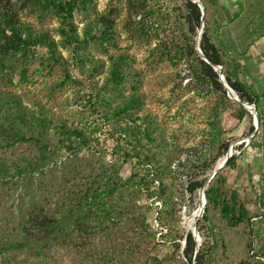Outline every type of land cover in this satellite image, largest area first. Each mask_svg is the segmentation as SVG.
<instances>
[{
  "label": "trees",
  "instance_id": "16d2710c",
  "mask_svg": "<svg viewBox=\"0 0 264 264\" xmlns=\"http://www.w3.org/2000/svg\"><path fill=\"white\" fill-rule=\"evenodd\" d=\"M162 1L111 0L107 12L99 13L98 0H0V264H164L150 252L139 259L143 240L152 248L171 245L184 264H230L224 260L230 259L227 250L234 242L226 233L241 227L245 257L232 264H264V213L251 214L236 190L228 193L221 172L207 186L197 255L192 232L180 224L183 204L189 197L190 211L197 209L200 190L231 148L234 139L221 127L225 113L238 124L253 116L228 97L219 72L198 55L199 6L179 0L171 14L162 12L154 20ZM200 1L205 21L225 9L220 0ZM122 5L127 17L119 28ZM236 7L231 17L221 16V25L243 27L244 54L249 43L264 38V0H238ZM78 14L90 15L81 32ZM165 19L172 20L179 37L149 48L146 67L182 63L180 83L172 92H183L187 80L190 93L212 101L211 132L201 145L189 148L156 120L143 89L148 68L137 65L132 45L121 44L123 33L150 44ZM48 20L58 23L59 41L45 25ZM200 46L210 62L222 67L239 98L256 106L261 135L264 88L243 81L247 65L221 38L213 39L206 22ZM93 47L106 60H98ZM57 71L61 75L55 79ZM72 85L102 121L94 131L75 124V114L58 110L59 90ZM86 85L90 92L83 96ZM104 131L117 141L112 161L130 166L128 178L116 164L106 167L105 159L93 154ZM254 132L253 119L247 135ZM237 162L234 155L226 168L235 169ZM140 198L149 205L141 206ZM260 198L264 211V191ZM153 211L157 229L150 223Z\"/></svg>",
  "mask_w": 264,
  "mask_h": 264
},
{
  "label": "rangeland",
  "instance_id": "374dc122",
  "mask_svg": "<svg viewBox=\"0 0 264 264\" xmlns=\"http://www.w3.org/2000/svg\"><path fill=\"white\" fill-rule=\"evenodd\" d=\"M111 0H98V12L105 13L108 10V6ZM179 2V0H163L160 4L162 11H158L155 19L160 18L159 16L162 12L171 14L173 7ZM223 2V1H222ZM254 2H259V0H254ZM181 4V3H180ZM228 4V2L221 3V6ZM229 5V4H228ZM233 5L236 4L234 3ZM221 9V7H220ZM228 7L218 11V14L213 13L215 19L212 16L205 22L210 24L213 28V39L216 42H219L221 38L225 44L230 46V51H234V56H239L241 58V63L247 65V69L242 70L241 78L249 86H256L260 90L264 88V38L260 39L253 43H249L248 53H242L247 47V39L243 36L242 32L244 29L240 26H231V25H221L222 22L225 23V18L221 16L228 15L231 17L234 12L237 11V7L233 11L228 10ZM122 16L119 19V28L122 27L124 23V18H126V13L124 5H122ZM90 15H79L76 17V24L78 25L80 32L89 20ZM33 22V20H32ZM172 20L165 19L162 23V28L159 30V37L154 38L152 42L144 43L143 41H132L129 40L125 34H122L121 44L123 47L131 46V52L134 53L137 60V65L146 67L147 66V56L149 48L155 47V45L160 41L172 42L179 37V32L176 27L171 25ZM218 22V25H217ZM47 28L51 31V34L55 37L57 41L60 38L56 34V28L58 23L53 20H48L45 24ZM221 25V26H219ZM122 30V29H120ZM126 37V39H124ZM178 40V39H177ZM95 53V57L98 60H106L104 54L99 53L94 47L92 49ZM41 55H46V50H39ZM66 58H69V53L61 50ZM156 67H146L149 71L148 79L144 84V91L148 98V106L151 108V112L156 116V120L161 124H166L170 133H175L179 138V143L181 146L189 148L195 145H201L203 141L206 140L208 134H210L211 129L208 123V115L212 107V101L209 98L198 97L195 93H190L189 89L186 88L187 80L184 81L183 87L185 90L183 92L175 91L172 92L175 85L180 83L178 74L181 70L184 69V65L181 63L178 66H174L171 62L166 61L161 64L155 65ZM73 75L78 76V71L76 69L72 70ZM61 73L56 72L55 79L60 77ZM84 80V76L82 77ZM100 85L104 82V76H99ZM255 84V85H254ZM86 91H83V96H88L90 89L86 85ZM78 88L74 85L66 86L58 92L57 104L58 110L66 113L69 111L70 114L74 115L75 124H84V127H88L90 130H95L98 128L102 121L98 115L89 110L85 100L78 99ZM68 102V103H67ZM55 104V103H54ZM222 128L229 131L228 138L234 139L231 142V146L234 145L236 153L238 156V162L235 169L224 168L220 172L222 176L225 177V190L230 193L231 191L236 190L240 195L241 199L247 204L251 214H263L264 211L261 207L260 195L264 191V146H263V137L264 131L261 135H257L247 143V139L251 136H248V131L253 125V118L246 119L242 124H238L231 115L225 113L222 118ZM260 129V126H259ZM226 131V132H227ZM259 131V130H258ZM100 136L99 144L96 145L95 151L93 154H96V158H104L103 163L106 167H112L116 164L120 174L124 178L130 176V166L128 164H121L117 159H111V154L117 148V141L112 139L107 132L98 133ZM242 146L243 148L238 151L237 148ZM63 158V157H62ZM101 158V159H102ZM113 165V166H112ZM211 176V174H210ZM141 199V198H140ZM197 203V208L199 207V200L195 201ZM140 205L148 206L149 202L141 199ZM191 201L189 200L183 204L179 214L181 215L182 221L181 226L187 233V228L185 221L189 218L195 210H191ZM197 210V209H196ZM153 214V215H152ZM213 214H219V211H215ZM156 214L154 211L151 213L150 223L154 219ZM199 218V217H198ZM197 218V219H198ZM195 219V222L196 220ZM201 221V220H200ZM199 221V223H200ZM194 222V223H195ZM194 226V224H192ZM190 226L189 229L192 230L193 226ZM224 225H222L223 227ZM158 237V236H157ZM226 237L229 240H232L233 245L228 247L227 253L230 256L229 260H224L227 263L232 264V261H237L245 257V251L243 248L244 240L246 237L244 235V228L236 230L235 233H226ZM147 240V239H146ZM148 241V240H147ZM146 252H150L151 256H157L164 261V264H184V259L174 248L168 245L166 246H153L149 247L148 243L144 240L141 243V254L139 259L145 255Z\"/></svg>",
  "mask_w": 264,
  "mask_h": 264
},
{
  "label": "water",
  "instance_id": "95a60500",
  "mask_svg": "<svg viewBox=\"0 0 264 264\" xmlns=\"http://www.w3.org/2000/svg\"><path fill=\"white\" fill-rule=\"evenodd\" d=\"M191 1L193 3H195V4H197L199 6V8L201 9V12H202V19H201L202 20V26H201L200 30L198 31V35H197L196 43H195L196 50L198 52V55L200 56V58L202 60H204L205 62H207L209 65H211L215 69V71H218L219 72L220 81L223 84V86L225 87V89L227 90L228 97L231 100H233V101L237 102L238 104L242 105L244 108H246L249 111V113L253 116L254 126H255V132L246 140L247 143H250V141L256 136V134H257V132L259 130V126H260V117L258 115L256 106L255 105H251V104L246 103V102H243L239 98V96L237 95V93L228 85V83H227V81H226V79H225V77H224V75L222 73V67L213 64L204 55V53H203V51L201 49L200 43H201V37H202V34H203V29H204V20H205L206 10H205V7H204L203 3L200 0H191ZM235 153H236L235 147H234V145H232L231 148H230V150H229V152H228V154H227V156L225 157V159L220 164H218V166L214 170L213 174L205 182V186L199 192V201H202L201 202L202 212H201L200 217L194 223V226H193L192 230L187 229V233L188 232H192V234H193V236H194V238L196 240V243H197V246H196V255L199 252L200 247L202 245V238H201L200 233H199L198 225H199V221L204 216L205 208H206V205H207V197H206L207 186L210 183V181L221 170H223L224 168H226L228 161L235 155Z\"/></svg>",
  "mask_w": 264,
  "mask_h": 264
},
{
  "label": "bare ground",
  "instance_id": "6f19581e",
  "mask_svg": "<svg viewBox=\"0 0 264 264\" xmlns=\"http://www.w3.org/2000/svg\"><path fill=\"white\" fill-rule=\"evenodd\" d=\"M221 162H222V161H221ZM221 162H220V163H221ZM220 163H219V164H220ZM201 202H202V201H200V204H199V207L197 208V210H195V212H194L189 218L186 219L185 224H186L187 229H189V227H190L192 224H194L195 219H197L198 217H200L201 212H202V205H201ZM192 226H193V225H192Z\"/></svg>",
  "mask_w": 264,
  "mask_h": 264
},
{
  "label": "crops",
  "instance_id": "0c3cea01",
  "mask_svg": "<svg viewBox=\"0 0 264 264\" xmlns=\"http://www.w3.org/2000/svg\"><path fill=\"white\" fill-rule=\"evenodd\" d=\"M222 1L224 3L228 2V4H229V5L228 4H224V5H222L223 7H228L229 8L228 10L233 11V9L236 8L235 5H233V4L234 3L236 4L238 0H220L221 3H223ZM225 17L228 18V15H225Z\"/></svg>",
  "mask_w": 264,
  "mask_h": 264
},
{
  "label": "built area",
  "instance_id": "2783aa9c",
  "mask_svg": "<svg viewBox=\"0 0 264 264\" xmlns=\"http://www.w3.org/2000/svg\"><path fill=\"white\" fill-rule=\"evenodd\" d=\"M152 224H153V226H154V228H159V224H158V222H157V220H156V216L154 217V219L152 220Z\"/></svg>",
  "mask_w": 264,
  "mask_h": 264
}]
</instances>
